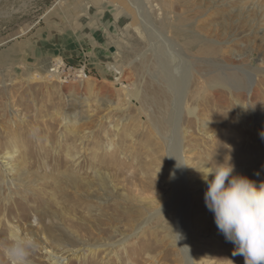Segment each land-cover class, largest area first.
<instances>
[{"label": "rangeland", "instance_id": "1", "mask_svg": "<svg viewBox=\"0 0 264 264\" xmlns=\"http://www.w3.org/2000/svg\"><path fill=\"white\" fill-rule=\"evenodd\" d=\"M176 2L0 0V154L12 140L17 148L12 184H0V228L4 242L17 230L37 238L29 264L60 255L59 264H244L205 203L201 171L227 162L233 176L264 183V0ZM157 17L167 26L181 19L183 33L165 36ZM158 49L180 76L191 66L177 134L189 163L186 201L173 199L167 122L177 95ZM58 58L83 66L86 78L45 79ZM113 66L123 70L119 81ZM77 133L86 135L82 157L68 164L79 183L55 186L51 165ZM109 141L125 154L99 159L96 176L90 156L107 157ZM107 241H117L113 251L90 252Z\"/></svg>", "mask_w": 264, "mask_h": 264}, {"label": "clouds", "instance_id": "2", "mask_svg": "<svg viewBox=\"0 0 264 264\" xmlns=\"http://www.w3.org/2000/svg\"><path fill=\"white\" fill-rule=\"evenodd\" d=\"M203 168L202 179L208 185L205 203L217 228L237 246L233 256H243L244 264H264V183L257 188L247 177L233 176L234 166L227 162ZM39 248L34 235L17 230L0 244V255L7 264H29Z\"/></svg>", "mask_w": 264, "mask_h": 264}, {"label": "bare ground", "instance_id": "3", "mask_svg": "<svg viewBox=\"0 0 264 264\" xmlns=\"http://www.w3.org/2000/svg\"><path fill=\"white\" fill-rule=\"evenodd\" d=\"M140 1V0H139ZM177 0H161V4L164 5L166 4V7L167 9H174L175 7V4L177 3L176 2ZM159 4V10H163V6ZM176 8V7H175ZM153 10V6L149 8V12ZM185 10V9H184ZM171 11V10H170ZM181 11V10H180ZM189 11V10H188ZM118 14L116 13L115 14V18L118 19L120 16V13H122V11H117ZM182 12V11H181ZM194 12V11H193ZM189 13V12H187ZM195 13V12H194ZM186 14V13H185ZM183 15V14H182ZM131 16V15H130ZM129 16V17H130ZM181 16V15H180ZM192 17V16H191ZM127 18V17H126ZM131 18H133L131 16ZM158 19H156L157 23L156 25L160 28H163V34L165 36H167L166 34H168L167 32H171L172 34H174V32L176 31H181L183 33V25H184V21H182L181 19H174L172 21V23L174 24L172 26V24H170L171 22H169V26H167V22H166V17L163 18V17H157ZM169 18V17H168ZM190 18V17H189ZM134 21V24L137 26H142L137 19H133ZM142 28L144 29V33L146 35H142V37H144L148 40H150L149 36H147V34L149 35L150 34V29L147 27V26H142ZM189 28V27H188ZM174 31V32H173ZM128 32V31H127ZM170 35V34H169ZM172 37V36H171ZM176 37V36H175ZM194 38V37H193ZM196 39V38H195ZM185 41V40H184ZM183 41V43H184ZM186 41H188L186 39ZM190 41V40H189ZM186 43V42H185ZM187 44V43H186ZM201 44V42H200ZM132 45V44H131ZM192 46V45H191ZM132 49V48H131ZM179 53H181L183 56H187V55H184V51L181 47H178L177 48ZM188 49V48H187ZM193 49V48H192ZM174 50V49H172ZM170 50V51H172ZM189 50V49H188ZM118 51V50H117ZM167 51V50H166ZM196 51V50H195ZM222 51V50H221ZM156 52V51H155ZM193 52V51H192ZM158 56H159V62H158V68L161 70L162 74H163V77L164 79L168 82V84L171 86V88L173 89V91L175 92V94L177 96H175V107L177 109V112L175 111H172L171 114H170V118L168 119V127H169V131L171 132V136L169 137L170 139V145L171 147L169 148L168 152H169V155H170V159H171V172H172V183H173V187H174V190H173V199H180L181 197L184 198L185 196V201L187 200V184L190 183V179L188 178L187 176V169H188V166H189V163L186 161V156H185V152H184V149L182 147V144H181V140L178 138L177 134L179 132V116H180V110H181V107H182V100H183V94L185 92V88H186V85L188 83V71L190 70L191 66L189 64V66H184L183 67V71H181V76L179 73V70L182 69V67L178 70V68L176 66H174L175 64H177V60L175 62V64L173 65L172 63V60H171V57H170V60L168 59V57L166 56L167 52H165V56L162 52L161 49H158ZM177 54V52H176ZM175 54V55H176ZM179 54V55H181ZM194 55V54H193ZM112 56V55H111ZM174 56V54H173ZM179 57V56H178ZM177 57V58H178ZM191 57V56H190ZM189 57V58H190ZM184 58V57H182ZM181 58V59H182ZM192 58V57H191ZM176 59V58H175ZM58 62L61 61L60 58L56 59ZM187 60V57L185 58V62ZM190 60V59H189ZM182 61V60H181ZM179 62V61H178ZM191 62V61H190ZM189 62V63H190ZM180 64V63H179ZM181 65V64H180ZM186 67V69H185ZM233 67V66H232ZM236 68H238L239 66L236 65L235 66ZM252 67V66H251ZM111 70L115 73H118V76L116 77L115 81H119L122 79L123 77V70H118L116 68H114V66L111 68ZM249 71V70H248ZM52 75L51 73L49 72L48 74H45L44 75V78L45 79H51L52 80ZM70 79V78H69ZM85 79V78H84ZM252 80V79H251ZM73 82V81H72ZM166 82V83H167ZM199 82V81H198ZM109 84V83H108ZM250 80H249V85H248V88H247V94H249V92H251V87H250ZM127 89V88H126ZM170 89V88H169ZM246 90V89H245ZM134 92H136L134 90ZM171 93V92H170ZM254 93V92H253ZM136 94V93H135ZM185 96V95H184ZM135 97H137V95H135ZM250 97V96H249ZM236 104V103H235ZM186 106V105H185ZM187 107V106H186ZM194 109V108H192ZM191 109V110H192ZM200 109V108H199ZM190 109H188V111H190L191 114H194L193 111H191ZM197 110V109H196ZM255 113V111H254ZM105 114V113H104ZM195 115V114H194ZM253 115V114H252ZM257 116V115H256ZM199 118V117H197ZM65 119V118H64ZM62 120H63V117H62ZM132 132V131H131ZM131 132H127L126 136L129 138V139H132L133 137V134ZM88 133H90V131H88ZM86 134V133H85ZM77 138L76 140L74 141V143H68L64 146V155L60 158H57V159H54V164L51 165V170L52 171H56V173H54V176H52V180H53V183L54 185L56 186L57 183H59L58 181L59 180H62V182L64 181H69V183H73L77 186L76 183H79V177H77L78 175H76L74 172H72L69 168V164L68 163H78L80 162V159L82 157L81 155V149H82V143L84 141V139L86 138V135H79L78 133L76 134ZM180 137V136H179ZM77 142H78V145H80L78 147L77 145ZM10 149H6L5 152H3L2 154H0V167H1V172H0V184H12V181L10 179V177H8L9 175V172H13L14 171V168L17 166L16 163H15V157H16V152H17V148L15 146V141H10ZM119 146H117L113 141H109L108 143H106V146H105V149L107 150L106 153H108L107 157L104 156V158L106 160H104V158L102 156L99 157V151L97 150L96 152L93 153L92 157L90 156V159H89V164L93 165V167L91 166V168H93V173L94 175L96 176H100V173H98L99 171L95 169V164H97V162H99V159L101 161V163L103 162H114L116 159V157L114 156L115 155V152H118L119 150V153H122L123 155L125 154L124 152H122L119 148ZM117 148V149H116ZM47 152V151H46ZM45 152V154H46ZM23 157L24 158H28V155L27 154H23ZM45 157V156H44ZM50 157V156H49ZM32 158V157H31ZM83 159V158H82ZM85 159V157H84ZM100 163V162H99ZM104 165V164H103ZM73 166V164H72ZM100 167V166H99ZM73 168V167H72ZM17 170V169H16ZM18 171V170H17ZM51 171V172H52ZM82 171V170H81ZM77 172V171H76ZM80 173V172H79ZM18 174V173H17ZM19 174H24V171H20ZM10 176V175H9ZM182 180H183V184H182ZM263 182V181H262ZM260 182V184L262 183ZM68 183V184H69ZM72 185V184H71ZM1 186V185H0ZM84 186V185H83ZM24 206V205H23ZM140 228V225L136 227V230H138ZM5 228L1 227L0 228V243H3L4 242V237H3V231H4ZM6 231V230H5ZM105 231V230H104ZM185 234V233H184ZM123 236V235H122ZM172 236V235H171ZM123 238H125V236H123ZM122 238V239H123ZM6 240V239H5ZM121 240V239H120ZM119 241V240H118ZM123 241V240H121ZM117 241H107V242H104V243H97L98 245H88V248H91L90 249V252L96 250V249H103L104 251H113V248L115 246V243ZM85 244V243H84ZM184 250V248H183ZM74 253V252H73ZM186 256H187V253H186ZM60 257H62V255L60 256H52V262L50 264H59L60 262ZM188 261V260H187Z\"/></svg>", "mask_w": 264, "mask_h": 264}, {"label": "built area", "instance_id": "4", "mask_svg": "<svg viewBox=\"0 0 264 264\" xmlns=\"http://www.w3.org/2000/svg\"><path fill=\"white\" fill-rule=\"evenodd\" d=\"M51 74L57 75L58 78L63 77L64 79L73 78L76 81H81L86 78V70L83 66H72L68 65L64 60L60 62L53 61L50 64L49 71Z\"/></svg>", "mask_w": 264, "mask_h": 264}, {"label": "crops", "instance_id": "5", "mask_svg": "<svg viewBox=\"0 0 264 264\" xmlns=\"http://www.w3.org/2000/svg\"><path fill=\"white\" fill-rule=\"evenodd\" d=\"M58 46H59V44H58ZM59 52V49L58 50H56V51H50V50H48V52L46 51V53H45V55H47L48 57H52L53 55H56V54H60V53H58ZM36 58V57H35ZM71 65H78V64H71Z\"/></svg>", "mask_w": 264, "mask_h": 264}]
</instances>
